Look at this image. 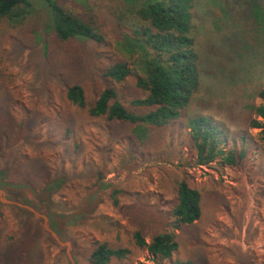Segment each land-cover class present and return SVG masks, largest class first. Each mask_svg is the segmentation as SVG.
Here are the masks:
<instances>
[{
	"label": "trees",
	"instance_id": "16d2710c",
	"mask_svg": "<svg viewBox=\"0 0 264 264\" xmlns=\"http://www.w3.org/2000/svg\"><path fill=\"white\" fill-rule=\"evenodd\" d=\"M232 3L234 12L246 14L243 22L251 29L263 30L264 12L254 0ZM210 7L208 0H122L116 14L127 54L114 52L106 58L90 94L81 81L65 76L75 65L70 61L71 45L82 40L105 41L100 17L71 10L60 0H0V56L7 57L5 41L29 49L34 31L44 24L49 33L45 51L49 82L62 85L67 102L66 108L53 107L52 112L39 109V100L33 107L17 109L20 102L0 64V187L19 194L44 214L55 233L71 242L73 256L85 264H147L137 260L145 252L155 264H221L205 250L178 256L179 235L196 225L202 212V193L185 174L174 180L173 206L168 212H158L159 224L149 240L143 226L123 228L122 238L121 226L116 225L115 237L105 239L86 237L78 229L101 218L96 211L104 198L118 203L119 188L104 194L96 191L110 170L106 161L113 143H125L133 168L169 157L175 153L172 146L176 142L187 144L196 164L207 165L219 158L237 172L248 173L253 147L264 152L260 138L250 132L260 128L264 134V84L242 83L227 106L221 102L223 90L216 93L204 84L205 65L220 67L225 62L264 72V61L257 65L228 43L238 25L230 19L235 16L233 7L221 8L219 1L216 9L222 11V27L227 31L217 34L221 43L211 50L216 58L210 57L206 51L210 47L199 39L201 19L197 16L198 8H205V21L217 16ZM214 16L213 26H221ZM244 42L243 32L236 43L243 46ZM59 61L65 69L59 68ZM43 90L46 101L50 89ZM227 107L223 120L207 111ZM85 117L104 127L106 142L96 161L83 154L80 123ZM260 165L263 179L256 201L264 205V161ZM64 190L80 193L71 202L60 197ZM232 258V264H264V254L259 261L251 253ZM0 264L70 262L37 213L0 202Z\"/></svg>",
	"mask_w": 264,
	"mask_h": 264
},
{
	"label": "rangeland",
	"instance_id": "374dc122",
	"mask_svg": "<svg viewBox=\"0 0 264 264\" xmlns=\"http://www.w3.org/2000/svg\"><path fill=\"white\" fill-rule=\"evenodd\" d=\"M217 1L221 3V8H225L226 4H229L230 8L233 7L232 14L235 16H231L230 19L238 25L237 29L232 30L233 37L228 43L252 59L255 64H260L264 61V28L256 31L249 27L246 20L243 22L246 14L234 12L233 0H208L210 10L217 13V16L213 15L215 21L220 22L221 26H213L212 15L210 20L202 19L205 8L203 11L201 8L197 10V16L199 15L201 19L199 21L197 18L199 39L210 47V50L206 49L210 57L216 58V56L213 57L214 52L211 50L213 45L221 43L217 34L221 32V36L227 31L222 27L225 17L219 7L216 9ZM60 2L74 11L94 12L102 20L105 41L82 40L71 45L74 50L70 61L75 65L70 67V72L67 71V76H65L67 80H70L69 77H74L81 81L91 94L92 81L100 78L99 71L104 66L106 58L112 56L114 52L118 55L127 54L122 43L125 34L118 24L116 14L118 6L122 5V0H60ZM254 2L264 12V0H254ZM122 9L121 7V11ZM243 32L245 42L243 46H240L236 43V38L238 39ZM48 34V30L42 24L38 31H34L29 49L16 48L8 41L2 44L7 57L0 56V64L3 71L10 76V87L20 102L17 109L25 106L33 107L36 105V100H39L38 108L48 110V112H52L53 107L66 108L67 106L62 85L55 81L50 83L51 76L47 75L46 64L49 61L45 56V51ZM59 55L63 56L62 52H59ZM58 58L61 59L60 56ZM58 66L63 68L65 64L61 65L59 61ZM204 69H206L204 84L214 89L216 93L223 90L225 98H222L221 102H224L226 106L227 100L232 99L231 95L235 90H239L242 83L264 84V72L257 71L258 68L255 71L247 68L246 71L236 64L227 65L224 62L220 67L205 65ZM45 87L49 88L51 93L50 99L46 101L41 96ZM228 108L220 109L221 111L207 108V111L215 119L223 120L225 117L221 115L224 111H228ZM80 124L84 141L83 154L86 155V159L96 161L106 142L104 127L100 125V122L86 117L82 118ZM260 130V128H253L250 132L260 138L259 142L264 145V134L260 133ZM112 146L110 159L106 161V168L110 170L95 190L104 194L110 193L114 188H119L121 191L116 194L118 203L114 204L112 198H104L96 211L101 218H96L91 224L78 226L84 236L98 239L114 238L117 231L116 225H118L121 226L119 235L123 238L125 233L123 228L143 226L146 239L149 240L159 224L158 212H168L173 206L174 180L185 174L191 184L202 193V212L200 218L194 223L196 225L189 227L186 233L179 235L178 256L187 257L189 253H199L200 250H205L210 258L212 257L215 262L221 264H232V255L245 253H251L256 261L261 259L264 254V237L262 236L264 205L257 203L256 191L263 179L260 164L264 161V152L261 153L257 147H253L247 173L230 169L223 165L219 158L207 165L196 164L187 144L179 142L173 144L172 149L175 153H171L169 157L146 161L139 167L133 168V157L127 151L125 143L117 142ZM79 193L78 190H64L60 197L69 198L71 202H74ZM0 202L15 203L37 213L45 229L64 247V253L70 264H85L81 259L73 256L71 242L62 240L50 226L47 217L26 204L19 194L0 187ZM195 243L196 246H194ZM137 260L155 264L151 255L146 252L141 253Z\"/></svg>",
	"mask_w": 264,
	"mask_h": 264
}]
</instances>
